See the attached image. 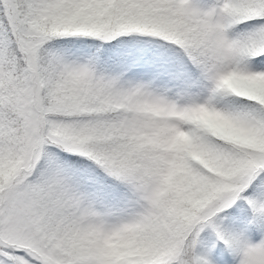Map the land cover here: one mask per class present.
I'll return each instance as SVG.
<instances>
[{"label":"snow or ice","instance_id":"obj_1","mask_svg":"<svg viewBox=\"0 0 264 264\" xmlns=\"http://www.w3.org/2000/svg\"><path fill=\"white\" fill-rule=\"evenodd\" d=\"M0 264H264V0H0Z\"/></svg>","mask_w":264,"mask_h":264}]
</instances>
